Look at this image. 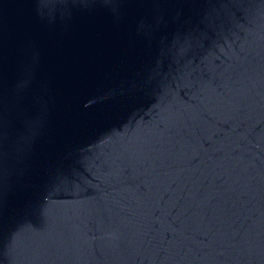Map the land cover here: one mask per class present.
Instances as JSON below:
<instances>
[{"label":"water","instance_id":"1","mask_svg":"<svg viewBox=\"0 0 264 264\" xmlns=\"http://www.w3.org/2000/svg\"><path fill=\"white\" fill-rule=\"evenodd\" d=\"M0 264H264V0H0Z\"/></svg>","mask_w":264,"mask_h":264}]
</instances>
